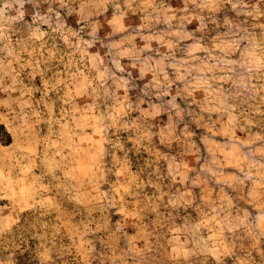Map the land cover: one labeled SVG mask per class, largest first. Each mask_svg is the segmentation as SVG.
I'll return each instance as SVG.
<instances>
[{
	"label": "rangeland",
	"instance_id": "1",
	"mask_svg": "<svg viewBox=\"0 0 264 264\" xmlns=\"http://www.w3.org/2000/svg\"><path fill=\"white\" fill-rule=\"evenodd\" d=\"M0 264H264V0H0Z\"/></svg>",
	"mask_w": 264,
	"mask_h": 264
}]
</instances>
